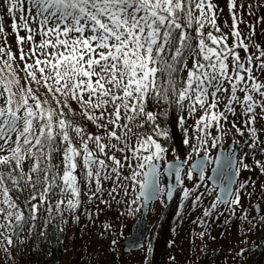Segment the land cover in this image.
Wrapping results in <instances>:
<instances>
[{
	"label": "snow or ice",
	"instance_id": "1",
	"mask_svg": "<svg viewBox=\"0 0 264 264\" xmlns=\"http://www.w3.org/2000/svg\"><path fill=\"white\" fill-rule=\"evenodd\" d=\"M261 30L264 0H0V260L153 202L200 210L201 241L221 217L264 228L244 206L264 199Z\"/></svg>",
	"mask_w": 264,
	"mask_h": 264
},
{
	"label": "rangeland",
	"instance_id": "2",
	"mask_svg": "<svg viewBox=\"0 0 264 264\" xmlns=\"http://www.w3.org/2000/svg\"><path fill=\"white\" fill-rule=\"evenodd\" d=\"M226 31V30H225ZM260 42L264 43V30L260 31ZM257 43V36L253 37ZM226 143L229 144L228 140ZM171 156L169 160H171ZM211 171V167L207 169V176L209 177ZM251 177V179L256 180V176L251 173L247 174ZM245 174H241L240 179H244ZM264 179V178H262ZM208 187L212 186L206 180ZM186 183H188L186 181ZM257 187H259V180H257ZM212 197H209L208 200L204 202V207H208L211 203ZM250 219L252 217H260L262 212L261 208L264 207V199L259 198L255 194L247 199V205H244ZM88 207L92 208L93 206L88 205ZM101 208L104 206L101 205ZM260 207V212H256V208ZM161 209V206L157 203L154 204V207L151 206L149 211V216L152 215L153 219L157 216V212ZM93 211L95 209L93 208ZM110 210L101 212L99 216H93L92 220L94 222H90L89 219L82 215L80 218L79 224L74 221L69 220L68 223L62 224V228L64 229L63 235L65 239L68 241L69 251L76 250L78 247H82L84 252L93 251L100 252L99 255H95L93 258L95 262L99 263L102 259L104 261H111L112 264H145L144 256L145 247L139 251L135 252L131 255L124 254L121 249L119 251L112 252L113 250H117V247H108L105 249H96V245L103 240H112L118 241V247L120 248V242L130 230L132 224L135 219L140 216L141 212H137L135 215H127L126 213L121 216L119 219L111 218L107 215V212ZM119 211H123V209H119ZM200 210L196 212H191V218L189 217L184 225L179 229V236L176 240V251L175 260L172 264H242L240 263L242 260L239 259L241 257H237L236 253L242 249H248L252 244L257 242L254 240L253 236L256 234V228H253V231L247 233L245 235V227L242 221L233 217L227 224L224 223V218L221 217L219 221L214 224H209L207 227H211L210 235L206 236L203 241H201L197 237V233L200 229L194 225L191 221L199 216ZM105 224H112V232L111 234L107 231H104L102 234V229ZM227 225V227H223ZM215 237V239H212ZM227 251L228 254L224 255L222 252ZM109 253L113 254V257L109 256ZM220 252L214 260V253ZM69 252L63 260V264H69ZM0 264H12L11 259H3L0 260ZM100 264V263H99Z\"/></svg>",
	"mask_w": 264,
	"mask_h": 264
},
{
	"label": "trees",
	"instance_id": "3",
	"mask_svg": "<svg viewBox=\"0 0 264 264\" xmlns=\"http://www.w3.org/2000/svg\"><path fill=\"white\" fill-rule=\"evenodd\" d=\"M260 45H262L261 42ZM169 127L172 129V143L176 148L174 155H179L180 158L183 159L185 152L180 149L182 131L178 126L169 125ZM247 199L249 198H245L244 205H247ZM107 215L110 216V219L115 217L114 212L111 210L107 212ZM179 215L175 200L171 204H168L167 207H163L160 210L145 245V248L151 247L153 249V252L148 257L147 264H172L174 262L170 257L175 255V242L179 236V229L189 217L191 218V212L185 219L180 221V223H178ZM60 227H62V225H60ZM223 227H227V225ZM55 228L56 224L54 223L46 230L47 236L42 239H35L33 236H30L29 233L25 232L22 237L25 243L13 253L14 258H11L12 264H63V260L68 252L70 258L69 264H112L111 261H104L105 259L96 263L93 257L99 255L100 252L93 253V251L89 252V250L84 252L81 246L72 252L69 251L68 241L65 239L63 231L55 232V236L53 237V230ZM253 238L257 240V242L252 244L251 247L249 246L248 249H245L244 255L239 258L242 260L240 262L242 264H264V228L257 230ZM109 241L110 240H103L98 243L95 248H108ZM112 247H117V250H113L112 252L119 251L118 241H116ZM213 253L215 255L214 260L218 254H221L220 252ZM108 254L110 257H113V254L109 252ZM131 254L133 253L127 255ZM222 254L227 255L228 252L224 251ZM116 264L119 263L116 262Z\"/></svg>",
	"mask_w": 264,
	"mask_h": 264
},
{
	"label": "water",
	"instance_id": "4",
	"mask_svg": "<svg viewBox=\"0 0 264 264\" xmlns=\"http://www.w3.org/2000/svg\"><path fill=\"white\" fill-rule=\"evenodd\" d=\"M257 41L260 42V35H257ZM209 177H212V179H216L215 177H213L212 170L210 171ZM208 182L212 186V180L208 179ZM216 182L217 185H220L219 180H217ZM223 186L225 187L227 186L226 182ZM218 191H219V187H217V192ZM171 202H169V204ZM154 204L156 203L153 202L151 205ZM149 209H142L140 216L136 219L135 223L132 226L131 234L120 242V249L124 254L139 252L144 248L146 241L145 239L148 235L149 224H150L148 217ZM256 212L257 213L260 212V207L256 208Z\"/></svg>",
	"mask_w": 264,
	"mask_h": 264
},
{
	"label": "flooded vegetation",
	"instance_id": "5",
	"mask_svg": "<svg viewBox=\"0 0 264 264\" xmlns=\"http://www.w3.org/2000/svg\"><path fill=\"white\" fill-rule=\"evenodd\" d=\"M261 46H264V43H262V45ZM228 142H229V144L231 143V140H228ZM173 202V201H172ZM171 202V203H172ZM170 203V204H171ZM151 206H153L154 207V205H151ZM151 206H150V208H151ZM163 207H161V209H162ZM160 209V210H161ZM160 210L157 212L158 214H157V216L155 217V219H153V217H152V215H150L149 216V214H148V217H149V221H150V224H149V231H148V235H147V237H146V241H145V245H146V242H147V240H148V238H149V235H150V232H151V229H152V227L154 226V223L156 222V219H157V217H158V215H159V212H160ZM150 211V210H149ZM138 218V217H137ZM136 218V219H137ZM136 219H135V221H136ZM135 221H134V223H135ZM133 223V224H134ZM133 224H132V226H133ZM132 226H131V228H130V230L127 232V234L124 236V238L122 239V240H124L128 235H130L131 234V230H132ZM145 245H144V247H145Z\"/></svg>",
	"mask_w": 264,
	"mask_h": 264
}]
</instances>
